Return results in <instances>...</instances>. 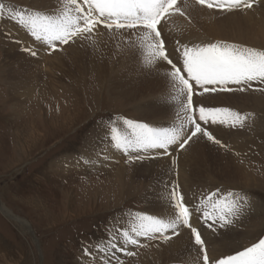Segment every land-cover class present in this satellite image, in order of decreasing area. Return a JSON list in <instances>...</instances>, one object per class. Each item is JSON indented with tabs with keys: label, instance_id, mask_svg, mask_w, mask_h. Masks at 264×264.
Instances as JSON below:
<instances>
[{
	"label": "rangeland",
	"instance_id": "obj_1",
	"mask_svg": "<svg viewBox=\"0 0 264 264\" xmlns=\"http://www.w3.org/2000/svg\"><path fill=\"white\" fill-rule=\"evenodd\" d=\"M0 3L15 9L30 7L22 0H0ZM194 3L195 0H178V5L185 15L176 14L170 18L172 20L164 23L163 35L170 34L169 30L173 29L177 17H182L190 23L191 20L187 17L192 13L197 17L195 26H198V22L203 19L204 26L206 24L214 28V24L218 23L222 27L217 17L223 12L203 8ZM197 6L202 8L204 14L197 11ZM58 9H62V6H58ZM211 11H215L218 16L210 14ZM7 23V13L0 15V45L4 35L17 39L12 34L13 28ZM7 27L12 29L9 34L5 33ZM186 27L189 31L188 26ZM101 30L110 33L106 29ZM208 31L207 28L204 31L200 30V35L190 42L191 46L192 44L195 46L196 41L198 46L199 43L206 45L220 41L242 47L237 42L216 39L208 35ZM19 42L15 43L19 47L16 50L22 51ZM142 46L146 50L140 51L135 60L146 62L150 52L147 53L149 51L147 44ZM167 46L171 49L176 43L167 42ZM60 49L57 51H61ZM129 51L130 55L134 56L132 50ZM54 52L49 54L48 51L46 57L51 59ZM37 57L30 56L28 59L32 62L27 73L30 78L34 71L37 72L38 67L34 64L40 59L39 55ZM133 61L132 59L126 61L125 69L129 74L135 75L137 72L132 67ZM14 62L16 66L23 64L18 58L6 56L3 47H0V203L14 216L25 220L31 232L29 234L24 231L0 211V264H78V262L97 264L99 255H103V253L98 255V249L105 244L108 245L114 225L119 224L125 216L130 218L148 211L149 204L143 193L151 186L153 180L143 177L133 178L135 166L145 161L143 154L141 161L129 162L125 155L117 157V149L114 145L107 143L97 149L88 146H97L95 137L99 135V125L103 123L107 126L109 117L117 121L123 118L143 120L136 117L134 104L124 105L123 97L110 98L109 95L118 88L119 82L109 87V84L98 78L95 72L86 71L88 65L84 66L85 64L81 63L75 64L81 74L75 75V66L65 65L60 69L61 72H54L56 75L53 74V80L58 79L53 89L44 87L41 91L35 92V96L41 95V97L33 98L32 95L33 101L30 100L31 97L22 101L20 99L22 94L12 93L11 86L17 81L8 75V67L17 70ZM117 63L119 65L122 63L121 57ZM118 70L120 67L116 64V69L113 71ZM118 80L121 79L118 77ZM173 89L175 95H181L175 86ZM117 92L122 93L120 90ZM241 93L243 92L211 95L222 94L226 97L242 95ZM247 93L254 99L253 111L231 105L219 107L243 114L246 117L244 127L248 125L250 131H253L249 133L245 131L243 135L239 134L231 139L230 137L238 129L219 128L215 135L226 141V147L213 145V148H205L209 157L206 162L210 163L202 179L204 188L239 193L253 201L254 209L242 212L228 228L234 234L238 233L236 244L239 250L250 247L264 238V84L253 82ZM144 95H148L149 98V95L163 94L161 89H156ZM185 122L188 126L183 111L180 110L156 122L147 123L158 128L180 129L182 126L185 127ZM100 142L102 144V140ZM230 149L235 150L237 156L242 158L238 165L243 167L246 173V184L227 182L213 174L218 171L219 174L220 172L224 174L226 167L230 169L234 165L231 163ZM85 151L91 155L101 156L102 165L77 167L69 164L70 155L81 156ZM122 165L126 170L121 176H117L116 173ZM217 166L220 168L218 169ZM173 178L172 187L178 185L179 190L185 193L182 181L179 178L175 179V175ZM258 203L260 207L256 209ZM202 237L207 238L204 231ZM144 244L143 247L129 248L135 253L133 256H127L124 252L117 253L119 262L113 259V264H161L160 258L155 253L162 243L144 241ZM84 249L91 250L92 255H82ZM234 251L232 248L231 252ZM99 264H103V261H99Z\"/></svg>",
	"mask_w": 264,
	"mask_h": 264
},
{
	"label": "snow or ice",
	"instance_id": "obj_2",
	"mask_svg": "<svg viewBox=\"0 0 264 264\" xmlns=\"http://www.w3.org/2000/svg\"><path fill=\"white\" fill-rule=\"evenodd\" d=\"M195 3L219 12H231L252 9L258 0H195ZM68 4L69 10L52 16L34 15L0 3V15L7 13L12 21L27 30L26 35L30 33L32 39L24 41L23 51L32 57H37L45 48L51 54L64 45L86 41L101 28L113 35H126L129 41L133 33H143L142 43L147 44L151 67H142V74L152 75L167 69L172 81L180 86L181 110L188 122L186 129L183 126L158 128L137 119L117 121L111 117L107 126L99 125L101 139L121 150L127 161H141L142 154H146L145 158L171 156L172 152L186 150L202 140L224 148L226 145L215 135L218 126H227L229 130L244 126L243 114L204 105L194 97L205 93L247 92L253 82L264 84V51L224 42L199 46L178 43L169 49L163 36L164 23L176 14L185 15L178 0H68ZM131 50L138 58L140 49L134 42ZM205 200L212 204L211 213L205 207H193L179 186L173 187L168 211L171 220L166 222L156 215L138 214L130 221V228H115L108 245L98 249V255L103 253L99 261L119 262L117 253L135 254L126 246L143 247L144 241L167 243L188 229L190 240L202 255V264H264V238L243 250L214 254L208 251L202 237V227L213 232L227 230L244 211L246 195L216 189L202 197V203ZM82 255L90 256L92 252L84 249Z\"/></svg>",
	"mask_w": 264,
	"mask_h": 264
},
{
	"label": "bare ground",
	"instance_id": "obj_3",
	"mask_svg": "<svg viewBox=\"0 0 264 264\" xmlns=\"http://www.w3.org/2000/svg\"><path fill=\"white\" fill-rule=\"evenodd\" d=\"M22 1L27 2L30 7H25L21 10L29 11L34 15L59 16L63 13V10L65 12L70 8L68 0ZM181 2L184 3V1ZM60 5L62 6V9H58V6ZM56 8L57 10H55ZM196 9L197 11L204 14V11L199 6H197ZM53 10H55L56 12ZM209 13L215 14L216 17L218 16L215 11H211ZM217 18H219V21L222 23V27L218 23L214 24V28L207 26L206 24L204 26L202 24L203 19L200 20L201 22H198V26H195L197 17L193 13L190 16L188 15L187 17V19L191 20L190 23L187 20H184L182 17H177L176 23L173 24V29L169 30L170 34H165L163 36H165L166 42L170 44L175 42L176 45L178 43H181L180 45L191 46L190 42L194 41L200 35V30L204 31V29L207 28V30H209L207 34L216 39L237 42L240 43L242 47L252 48L256 51H258L257 48L264 49V0H259L258 4H255L252 9L244 11L236 10L229 13L223 12V14L220 13L219 17ZM168 20L172 19L169 18ZM7 24L13 28V31L11 28L7 27L5 29V33L8 32L7 34H9L12 31V34L17 39H14L13 37L8 35H4L0 47H3L6 56L9 55L13 58H18L23 62L21 66H16L17 64L14 62L15 67L17 68L16 71L12 69V67L7 68L8 75L14 77V80L18 82L12 84V93L15 94L16 92H19L20 94H22L23 96H20V99L22 101L23 99L30 98L32 95L33 98L39 96H35V92H37L38 90L41 91L44 87H48L47 89H53L52 87L56 84V80L58 79L56 78V80H53V74L60 71V69H63L65 65H69L70 67L75 66V75L81 74L80 70L75 65H79L81 63L82 65L85 64L84 66L88 65L89 67H86V69L88 68L86 71L90 73L95 72L98 78L106 81V83L109 84V87L119 82L120 84L118 85V88H116L111 93V95H109L110 98L123 97L122 100L124 105L134 104V107L137 111L136 117L143 120L141 122H156L160 119H163V117H167L169 114L172 115V113L181 110L180 100L183 97L181 95H175L176 92H174L173 89V86H175V88L180 91V86L172 81L170 72L167 69H160L158 73H154L152 75H144L141 72V68L143 67L147 69L151 67V65L149 64L150 56L148 60L144 62L141 60H135L137 57L130 55L131 53L129 50H131V44L133 42L141 52H144L146 50L145 47L142 46L143 44H146L142 43L143 33H133L132 40L129 41L126 35H113V32L108 33L101 30L99 33H94L93 35H91L86 41H77L75 44L64 46L60 49L61 51H55L52 56L53 59H50V57H46L48 50H46L45 48L39 54L40 59H38V61L36 60L37 62L35 61L36 63H34L36 67H38L37 72L32 71L33 74L30 78L27 73L28 71H30L29 64L32 62H30V60L28 61L30 55L24 52L22 49L24 48V41L32 39L30 37V33L26 35L27 30L21 28L16 22L12 21L9 16ZM186 26H188L189 31L187 30ZM181 28L185 30H182ZM204 38L205 37H203V39ZM18 42L20 43L19 45L22 51L16 50L18 45H15V43ZM194 44L195 46H198L197 41L194 42ZM45 50L46 52L44 55ZM147 53H149V51ZM120 57L122 58V63L119 65L117 62ZM130 59H132V61L134 59L132 67H134L135 71L137 72L135 75L129 74V71L125 69L127 65L126 61H129ZM116 64L120 67V70L114 72L113 70L116 69ZM124 73H126L127 75ZM118 77L121 80L117 81ZM156 89H161V94L163 95H149V98L148 95H144L145 93L153 92ZM118 90L122 91V93H118ZM108 93H110V90H108ZM135 93L137 95H135ZM211 94L214 93H205L202 96L194 97V99L210 107L231 105L235 107H241L247 111L254 110V99L252 95H248L247 92L241 93L242 95L228 94L229 96L226 97H224V95L222 94ZM32 97L30 100L33 101ZM39 97H41V95ZM161 116L162 118H160ZM187 127L188 126L185 122L184 128L186 129ZM213 127L216 128L217 126ZM218 127L225 129L228 128L227 126ZM248 127V125H246L245 127L243 126L242 128L238 126V130L230 138H236L239 134L243 135L245 131H247L248 133L252 132L253 130L250 131V128ZM95 140V142L98 143L97 146L90 145L88 146L89 148L97 149L98 147L107 144L103 139H101L99 135L95 137ZM101 140L102 144L100 142ZM221 141L224 144L226 143V141L223 139H221ZM212 146L213 144L211 142L202 140L198 143L191 144V146L187 147L186 150L179 151L178 153L172 152L171 156L164 155L145 158V161H142L140 164H138L139 166H135L134 174H132L133 178L143 177L153 180H151V186L143 193V197L149 204L147 207L148 211H145L144 213L145 215H156L157 218L164 219L166 222L171 220L172 217L168 215V211L170 210L169 200L173 188L171 183L174 175L175 179L179 178L180 181H182L185 194L187 195L188 199L192 201L193 207H205V210L211 213V211L213 210L212 204L206 200L202 203V197L207 196L208 193L212 192L213 190L209 189L208 187V189L206 187L204 188L202 179L206 173V170H208V164L210 163H207L208 161L206 162L209 157L207 154L208 151L205 148L210 149L213 148ZM87 152L88 151L83 152L81 156L70 155L69 164L77 167H80L82 165L88 167H99L102 165L103 159L101 156L99 157L97 155H91ZM229 152L231 153V163H234V165L231 166L230 169L226 167L224 169V171H226L224 172V174H222V172H220L219 174V171L213 174L215 176H218L219 178L221 177V179L227 182L233 181L246 184V173L244 172L243 167H240L238 165L240 164L242 158H239L235 150L233 149H230ZM122 155H124L122 151L117 150V157H120ZM143 155L145 157L146 154ZM171 162H173V167H171ZM194 166L196 167L193 169ZM125 168L126 167H123L122 165V167H120L116 173L118 174L117 176H121L124 173V170H126ZM219 168L220 167H218V169ZM254 206L255 205L253 201L247 198V203L245 204L243 212H245L246 210L254 209ZM259 207L260 205L258 203L256 209H258ZM0 211L6 218L15 222L17 225L23 228L24 231H27L30 234L31 230L30 227H28L26 221L17 216H14L7 208L4 207V205H2V203H0ZM197 215H199V213H197ZM136 216L134 215L130 218L125 216L119 224L114 225V230L118 227L130 228V221ZM193 223H196L195 219L193 220ZM201 230L204 231V235L207 237L206 239H204L210 253H228L231 252L232 248L234 250H237L236 241L239 237L238 233L235 232L234 234L233 231L228 229H219L218 231L213 232L211 229H208L206 227H202ZM126 247L131 248L132 246L129 245ZM156 251L157 253L155 254H157L160 258L161 264H202V255L198 254L197 247L194 246L193 242L190 240V232L188 229H183L180 236L173 237L169 242L162 243L160 247H157Z\"/></svg>",
	"mask_w": 264,
	"mask_h": 264
}]
</instances>
